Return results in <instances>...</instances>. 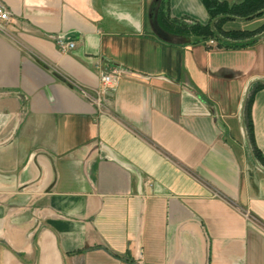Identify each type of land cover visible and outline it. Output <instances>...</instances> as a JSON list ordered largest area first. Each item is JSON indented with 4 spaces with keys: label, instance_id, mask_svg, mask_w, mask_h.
<instances>
[{
    "label": "crops",
    "instance_id": "0c3cea01",
    "mask_svg": "<svg viewBox=\"0 0 264 264\" xmlns=\"http://www.w3.org/2000/svg\"><path fill=\"white\" fill-rule=\"evenodd\" d=\"M0 3V264H264V170L241 115L264 35L212 47L158 19L205 24L201 0Z\"/></svg>",
    "mask_w": 264,
    "mask_h": 264
},
{
    "label": "trees",
    "instance_id": "16d2710c",
    "mask_svg": "<svg viewBox=\"0 0 264 264\" xmlns=\"http://www.w3.org/2000/svg\"><path fill=\"white\" fill-rule=\"evenodd\" d=\"M208 12L209 21L205 24L199 22L186 23L182 19L175 20L169 19L166 14L163 13L162 9H158V19L163 21L162 23L170 33L178 35H192L198 40L207 41L214 39L217 47H244L253 44L259 38L257 35L264 30V23L257 29L254 30H242V29H224L223 23L231 16L246 17L251 15L262 8H264V0H241L237 3H228L225 0H201ZM263 13L257 15L261 16ZM221 16V17H219ZM219 17L214 23V28L210 26L212 19ZM218 35L221 37L219 38ZM261 83H254L253 87L263 86ZM251 102V91L244 103L243 117L244 127L247 135V141L250 145L253 158L255 161L264 168V155L257 149L252 141L251 134V123L249 119V105Z\"/></svg>",
    "mask_w": 264,
    "mask_h": 264
},
{
    "label": "water",
    "instance_id": "95a60500",
    "mask_svg": "<svg viewBox=\"0 0 264 264\" xmlns=\"http://www.w3.org/2000/svg\"><path fill=\"white\" fill-rule=\"evenodd\" d=\"M263 12H264V8H262L261 10L255 12V13H253V14H251V15H248V16H246V17H236V16H231V17H232V18H236V19H249V18H253V17H255V16H257V15L263 13ZM219 17H221V16H219ZM219 17L214 18V19L211 20V22H210V26H211L212 29H215V28H214V23L216 22V20H217ZM157 35L161 36L163 39H166L165 34H164V33H161L160 31H157ZM263 35H264V30H263L262 32H260V33L257 35V38H260V37H262ZM218 37L220 38L221 36L218 35ZM254 83H261V84H264V79L258 78V79H255V80H251V81L249 82V84L247 85V87H246V89H245V93H244V98H243V103H242V113H241V115H243L244 103H245V100H246V98H247V96H248L249 88H250V86H251L252 84H254ZM243 134H244V138H245L246 141H247V135H246L245 127H244V133H243ZM247 144H248L249 153H250V155H251V158H252L253 162H254L255 165L258 166L261 170H264V168L261 167V166L255 161V159L253 158V154H252V151H251V148H250V145H249L248 141H247Z\"/></svg>",
    "mask_w": 264,
    "mask_h": 264
},
{
    "label": "built area",
    "instance_id": "2783aa9c",
    "mask_svg": "<svg viewBox=\"0 0 264 264\" xmlns=\"http://www.w3.org/2000/svg\"><path fill=\"white\" fill-rule=\"evenodd\" d=\"M9 20V11L7 10V8H5V6L0 3V29L3 27L4 22ZM209 45L212 47H217L216 41L214 39H209L207 40ZM73 43L69 42L66 43L65 45H63V49H70L73 47ZM116 83V78L112 77L109 74H105L103 76V84L105 86H113Z\"/></svg>",
    "mask_w": 264,
    "mask_h": 264
},
{
    "label": "rangeland",
    "instance_id": "374dc122",
    "mask_svg": "<svg viewBox=\"0 0 264 264\" xmlns=\"http://www.w3.org/2000/svg\"><path fill=\"white\" fill-rule=\"evenodd\" d=\"M227 23H228V25L230 26H233V25H236V24H238L239 26H240V23H236V21H233V20H229V21H227Z\"/></svg>",
    "mask_w": 264,
    "mask_h": 264
}]
</instances>
